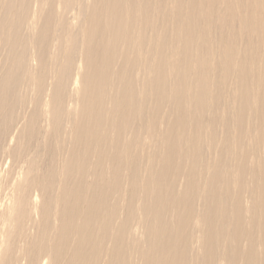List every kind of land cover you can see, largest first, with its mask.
Listing matches in <instances>:
<instances>
[{"label":"bare ground","instance_id":"1","mask_svg":"<svg viewBox=\"0 0 264 264\" xmlns=\"http://www.w3.org/2000/svg\"><path fill=\"white\" fill-rule=\"evenodd\" d=\"M0 264H264V0H0Z\"/></svg>","mask_w":264,"mask_h":264}]
</instances>
